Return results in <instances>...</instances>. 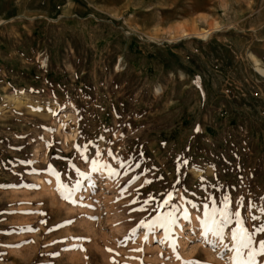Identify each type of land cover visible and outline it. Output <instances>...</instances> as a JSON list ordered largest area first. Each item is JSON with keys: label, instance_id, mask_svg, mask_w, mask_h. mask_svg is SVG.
<instances>
[{"label": "rangeland", "instance_id": "rangeland-1", "mask_svg": "<svg viewBox=\"0 0 264 264\" xmlns=\"http://www.w3.org/2000/svg\"><path fill=\"white\" fill-rule=\"evenodd\" d=\"M41 1L0 17V264H233L203 206L264 220V0Z\"/></svg>", "mask_w": 264, "mask_h": 264}, {"label": "snow or ice", "instance_id": "snow-or-ice-1", "mask_svg": "<svg viewBox=\"0 0 264 264\" xmlns=\"http://www.w3.org/2000/svg\"><path fill=\"white\" fill-rule=\"evenodd\" d=\"M87 149L85 148L84 151ZM79 151V149H78ZM99 155V153H97ZM111 155V153H109ZM82 158L87 162L88 157L84 155V152H81ZM186 163V162H185ZM92 171H100L103 168H107L109 175H116L114 169H111L108 165L100 164L99 161L93 159L91 161ZM121 167L123 164L121 163ZM75 171L84 176L83 173L80 172L79 169H76L73 165ZM57 180H58V187L57 191L60 194L62 199L69 201L70 203L76 204L77 201L74 199L75 192L79 190L80 183L79 181L76 183L75 186L69 188L68 185L59 182V174L56 173ZM173 196L171 193L167 194L166 199L161 201L158 204L159 208H164L166 206H170L173 211L163 213L159 216L155 221L148 225L149 231H151L154 227L164 228L166 232V239H168L171 235V228L173 225L176 224L175 218V211L176 206L171 204ZM208 203L204 204V216L207 218L202 221L204 225V241L205 243L211 244V246L215 249L217 247L223 246L224 248H228V245L224 244L223 241L225 239V229L228 228L230 225L235 223L236 227L231 229L230 236L233 242L232 248L230 251H233L234 255L232 256L233 264H261V260H264V240L259 241V246H254L256 244L255 235L257 233H264V220H260V217L252 216L253 220L260 221L259 226L255 227L254 231L250 232L244 226V220L241 217L240 208L244 207L243 199L238 202V208L236 211H232L231 208V198L229 196H224L223 200L221 201L223 207H216V199L213 198L211 195L207 198ZM147 203V202H146ZM190 203V202H189ZM209 203L213 205L211 208L209 207ZM194 208L198 207L197 205H192ZM249 208H255L256 206L253 204L248 205ZM144 211L145 209H140ZM262 213H264V207L259 209ZM183 218L185 220H190L189 213L185 210L183 212ZM211 221V224H209ZM141 226H144L143 223ZM22 231H33L31 228L22 229ZM133 233H135V229H133ZM209 234L211 237H214L215 240L209 239ZM147 239V237H145ZM161 243L165 241H160ZM172 247L175 250L176 244L173 241ZM58 255V253H57ZM258 257L261 260H258ZM179 258V256L177 257ZM184 264H202L200 261H186Z\"/></svg>", "mask_w": 264, "mask_h": 264}, {"label": "crops", "instance_id": "crops-1", "mask_svg": "<svg viewBox=\"0 0 264 264\" xmlns=\"http://www.w3.org/2000/svg\"><path fill=\"white\" fill-rule=\"evenodd\" d=\"M20 1L21 0H0V17H4L5 15L12 16L13 9L15 10V7L18 6ZM48 2L49 0H42L40 4H42L41 6L44 8V5ZM256 42H259L260 47L257 55L262 58V55H264V36L256 37ZM229 80L230 82L228 80L227 81L229 82L230 87H232V90L230 91V98L245 99V89L242 87V84L235 81L233 78H230Z\"/></svg>", "mask_w": 264, "mask_h": 264}, {"label": "bare ground", "instance_id": "bare-ground-1", "mask_svg": "<svg viewBox=\"0 0 264 264\" xmlns=\"http://www.w3.org/2000/svg\"><path fill=\"white\" fill-rule=\"evenodd\" d=\"M255 62H257V60L255 59ZM255 70L262 76H264V67H261L259 65L256 64ZM8 99V98H7ZM12 99H15V97L13 96ZM10 101V100H9ZM8 106V105H7ZM46 106V105H45ZM194 171V170H193Z\"/></svg>", "mask_w": 264, "mask_h": 264}]
</instances>
